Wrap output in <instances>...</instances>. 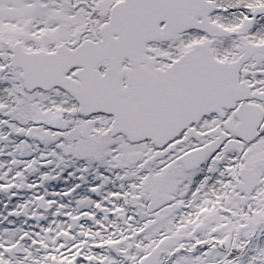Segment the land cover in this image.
<instances>
[{
  "label": "snow or ice",
  "instance_id": "snow-or-ice-1",
  "mask_svg": "<svg viewBox=\"0 0 264 264\" xmlns=\"http://www.w3.org/2000/svg\"><path fill=\"white\" fill-rule=\"evenodd\" d=\"M0 264H264V0H0Z\"/></svg>",
  "mask_w": 264,
  "mask_h": 264
}]
</instances>
